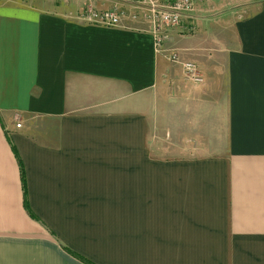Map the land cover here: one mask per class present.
Segmentation results:
<instances>
[{
    "label": "crops",
    "instance_id": "obj_1",
    "mask_svg": "<svg viewBox=\"0 0 264 264\" xmlns=\"http://www.w3.org/2000/svg\"><path fill=\"white\" fill-rule=\"evenodd\" d=\"M32 1L0 0V264H264V0L175 29L201 35L179 52L201 82L151 33L78 18L90 0ZM157 126L175 157L152 155Z\"/></svg>",
    "mask_w": 264,
    "mask_h": 264
},
{
    "label": "built area",
    "instance_id": "obj_2",
    "mask_svg": "<svg viewBox=\"0 0 264 264\" xmlns=\"http://www.w3.org/2000/svg\"><path fill=\"white\" fill-rule=\"evenodd\" d=\"M112 3L110 7L99 8L96 2ZM208 0H90L78 18L90 23L107 27L137 29L133 24L142 22L146 27L140 30L151 33L155 49L166 55V44L172 32L179 29L182 34L192 33L195 29L196 10ZM129 21L131 23H129ZM132 24V25H130ZM167 56V55H166ZM168 59L183 66L188 80L201 82L203 76L196 62L185 60L179 52H172ZM18 126H21L19 123Z\"/></svg>",
    "mask_w": 264,
    "mask_h": 264
},
{
    "label": "rangeland",
    "instance_id": "obj_3",
    "mask_svg": "<svg viewBox=\"0 0 264 264\" xmlns=\"http://www.w3.org/2000/svg\"><path fill=\"white\" fill-rule=\"evenodd\" d=\"M27 1H30V0H27ZM41 1H44L45 3L51 2V3H54V4H59L60 2H63L64 0H41ZM61 4H63V3H61ZM220 4L221 3H216L215 4L216 6H214L215 8H210V10H208L207 12H204L203 15H202L204 17H207V18H210L212 20H215V23H214L213 29H211L209 26L207 27V29H208L207 30V35H209L208 32L212 31L211 35L207 36L208 37V41L207 42H208L209 46L207 48H205V49H197L198 50L197 57L199 59H206L207 57L212 58V57L217 56L218 51L215 50V49H216V47L219 46V42L217 40L221 37V33H222L221 31H219L220 27H218V25H217L218 22L221 21L222 14H223V12L219 13V9H221L220 8ZM204 10H205V6H204ZM202 16H200V20L203 18ZM130 25H132V24H130ZM133 25L136 26V27H141V28L146 26L145 24L143 25L142 22H140V24H133ZM196 26H195L194 31H196L198 29V27H196ZM194 31H191V32L193 33ZM176 33H178V31H176V30L172 32V34H176ZM172 37L167 43H168L169 47H170V45L175 47L174 50H177L176 52H180V53H183V52L187 51V49H184V48H186L188 45H190L191 40L196 41L195 46L198 44V46H196L197 48L198 47L201 48V46L203 44V40L201 39V35L199 33L197 35V38H195V39H192L191 37H182L181 35L179 36V33H178V35H172ZM178 49L180 51H178ZM172 52L173 51H171V53ZM171 53L166 52V55L168 56ZM189 55L192 57L191 54H189ZM183 56H187V54H185ZM185 60H188V59H185ZM168 127L169 126H157L156 129H158L157 130L158 131V137L153 138V141L151 143V148H152L151 149V153H152V155L165 158V157H175L176 153H180V151L178 149H176V147L174 145L175 142L172 141L170 143V138H168L169 133L166 134V131H168L166 129ZM153 130L155 131V126H153ZM174 139H177L176 140L177 143H179L180 141H183V134L179 133V135L174 137ZM215 152H217V150L210 149L209 151L208 150H202L201 151V150H194L192 148L183 149V154H187L186 156L189 157V158H193L194 156H196L195 154H202V153H204V154H212V153H215Z\"/></svg>",
    "mask_w": 264,
    "mask_h": 264
},
{
    "label": "trees",
    "instance_id": "obj_4",
    "mask_svg": "<svg viewBox=\"0 0 264 264\" xmlns=\"http://www.w3.org/2000/svg\"><path fill=\"white\" fill-rule=\"evenodd\" d=\"M14 151L17 155V158L19 160V164H20V169H21V178H22V183H23V189H24V203H25V207L28 211V213L31 215V217H33L34 219L40 220L35 213H33V211L31 210L30 206H29V202H28V195H27V185H26V174H25V168L24 165L18 155V153L16 152V149L14 147ZM66 250L71 253L73 256L77 257L78 259L82 260L83 262H85L86 264H95L93 262H91L90 260L86 259L85 257H83L82 255H80L79 253L70 250L68 248H66Z\"/></svg>",
    "mask_w": 264,
    "mask_h": 264
}]
</instances>
